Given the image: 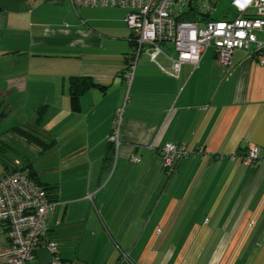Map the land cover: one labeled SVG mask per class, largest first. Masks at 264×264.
I'll use <instances>...</instances> for the list:
<instances>
[{
	"label": "crops",
	"instance_id": "crops-1",
	"mask_svg": "<svg viewBox=\"0 0 264 264\" xmlns=\"http://www.w3.org/2000/svg\"><path fill=\"white\" fill-rule=\"evenodd\" d=\"M124 14L0 0V177L15 160L29 165L56 203L45 235L56 252L38 247L32 262L264 264V161L239 159L250 143L264 149V65L235 49L224 67L209 46L174 77L141 52L128 84ZM72 76L102 87L73 99ZM16 126L40 142L10 133ZM168 142L191 150L170 174L160 155ZM7 244L0 222V253Z\"/></svg>",
	"mask_w": 264,
	"mask_h": 264
},
{
	"label": "built area",
	"instance_id": "built-area-1",
	"mask_svg": "<svg viewBox=\"0 0 264 264\" xmlns=\"http://www.w3.org/2000/svg\"><path fill=\"white\" fill-rule=\"evenodd\" d=\"M75 9L79 6L119 7L125 9L124 22L130 28L134 46L127 55L125 79L130 84L138 56L147 52L150 60L168 74L176 77L182 63L197 67L209 46L215 51L218 64L228 67L233 50H246L252 58L264 65V0H231L233 11L227 17L204 21L179 20L186 11L214 15L221 0H69ZM192 7V8H190ZM249 8L255 12L250 13ZM171 44L170 52L164 45ZM163 55L171 62L164 69L158 61ZM122 113L117 111L115 127L109 141L118 142ZM191 152L186 146L166 143L161 149L163 169L169 174L175 163ZM234 159V157H231ZM239 159L247 166L264 161V149L250 143ZM137 161V158H131ZM15 160L6 174L0 177V222L7 228L8 244L0 253V264L33 263L35 251L45 246L55 254L57 245L45 238L47 216L56 203L50 201L42 190L21 169ZM46 264H61L56 256Z\"/></svg>",
	"mask_w": 264,
	"mask_h": 264
},
{
	"label": "trees",
	"instance_id": "trees-1",
	"mask_svg": "<svg viewBox=\"0 0 264 264\" xmlns=\"http://www.w3.org/2000/svg\"><path fill=\"white\" fill-rule=\"evenodd\" d=\"M192 9H193L192 12L188 10L182 13L181 15H179L178 19L179 20H193V21L202 20L204 21L209 18L221 19V18L227 17V14L225 13L226 11H222L218 14L215 13L214 15H211L208 13H203V12L201 13L199 11H196L194 8ZM131 37H132V34H131ZM130 41L132 43V46H134L135 45L134 40L131 38ZM68 81H69L68 91H69L70 96L73 99L79 98L80 95H82L86 90H88L92 86L102 87L101 85L95 84L87 77L72 76L68 79ZM44 108H45L44 106H40V108L37 110V117L35 120L36 123L41 122L42 115H43L42 111L44 110ZM10 131H11L10 133L20 136V138L23 141L27 142L29 145L31 144L35 146V144L39 141L38 137L32 131L24 127L16 126V127L11 128ZM41 144L43 145L41 147V151L46 150L52 146V142H41ZM21 169L27 170V176L34 182L36 186L40 187V184L36 177V173L30 168L29 165H27L26 167H22ZM47 198L50 201L54 200V198L52 197L47 196Z\"/></svg>",
	"mask_w": 264,
	"mask_h": 264
},
{
	"label": "rangeland",
	"instance_id": "rangeland-1",
	"mask_svg": "<svg viewBox=\"0 0 264 264\" xmlns=\"http://www.w3.org/2000/svg\"><path fill=\"white\" fill-rule=\"evenodd\" d=\"M123 9V8H122ZM217 12H216V14H218V13H220V12H222V11H224V10H226V11H233L234 10V8H233V6L231 5V0H221L220 2H219V4L217 5ZM124 10V12H125V9H123ZM248 11L250 12V13H254L255 12V9L254 8H249L248 9ZM167 50V49H166ZM168 51V50H167ZM169 53H172V52H170V51H168ZM20 151H22L21 149H20Z\"/></svg>",
	"mask_w": 264,
	"mask_h": 264
}]
</instances>
